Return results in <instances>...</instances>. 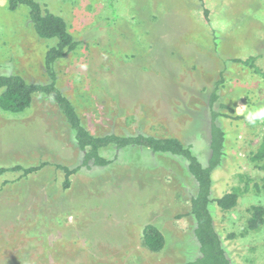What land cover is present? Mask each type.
I'll return each mask as SVG.
<instances>
[{"label":"rangeland","instance_id":"374dc122","mask_svg":"<svg viewBox=\"0 0 264 264\" xmlns=\"http://www.w3.org/2000/svg\"><path fill=\"white\" fill-rule=\"evenodd\" d=\"M63 18L79 46L53 65L55 87L93 136L176 138L205 167L210 125L224 134L209 211L230 264H264V0H34ZM23 6L0 0V75L48 84L40 39ZM254 58L253 67L242 62ZM236 60V61H235ZM0 111V264H186L200 256L189 214L197 185L186 160L109 145V163L82 166L74 132L53 99ZM264 150V144H263ZM62 168L76 170L66 178ZM68 187L64 188V182ZM239 190L242 193L239 194ZM245 190V191H243ZM236 192L235 208L216 200ZM164 238L142 245L145 226ZM246 230V231H245Z\"/></svg>","mask_w":264,"mask_h":264},{"label":"trees","instance_id":"16d2710c","mask_svg":"<svg viewBox=\"0 0 264 264\" xmlns=\"http://www.w3.org/2000/svg\"><path fill=\"white\" fill-rule=\"evenodd\" d=\"M20 6L27 9L29 21L33 29H35L34 31L37 36L40 39L55 41V45L47 50L44 61L50 83L30 84L20 76L0 75V111L21 114L31 106L33 96L38 94H43L53 99L74 132L75 143L83 153L82 166L84 167H88L90 161L98 167L107 165L109 161L102 158L98 151L109 145H114L117 148L138 146L147 148L153 153H169L182 157L186 160L188 172L197 185V193L190 201L189 214L195 220L194 237L198 242L200 253L198 258L186 264H230L221 241L214 230L213 220L209 211V205L212 201L210 198L211 174L221 163L225 141L222 130L214 123L216 115L214 113L212 115L209 142L210 154L205 167L176 138H156L144 135L126 137L116 135L95 137L91 135L82 126L69 98L55 87V76L52 71L54 63L72 53L79 46V42L75 41L68 32L69 28L63 18L50 13L34 0H7V7L10 11H15ZM252 61H254V58H248L242 63L253 67ZM254 71L264 76V71L261 72L258 68H255ZM263 144L264 142L259 152L254 156L255 159H264ZM41 167L43 165L26 169H22L19 166L0 168V174L22 171L23 175H28L39 170ZM62 169L65 172L66 178L77 171V169ZM63 187H68V181L65 180ZM239 191V194L242 193V190ZM237 199V193L233 192L225 194L215 202L225 212L235 208ZM247 212L250 214V217L247 220L246 229L254 231L263 223L264 208L252 206ZM141 235L142 245L148 251L157 253L162 250L164 238H162L163 235L157 228L151 225L145 226Z\"/></svg>","mask_w":264,"mask_h":264}]
</instances>
